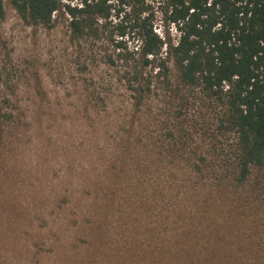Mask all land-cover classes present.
<instances>
[{"label":"trees","instance_id":"obj_1","mask_svg":"<svg viewBox=\"0 0 264 264\" xmlns=\"http://www.w3.org/2000/svg\"><path fill=\"white\" fill-rule=\"evenodd\" d=\"M10 3L34 24L64 18L76 41L120 19L139 130L119 136L99 180L81 182L88 200L69 189L46 201L54 224L0 208V264H264V0Z\"/></svg>","mask_w":264,"mask_h":264},{"label":"rangeland","instance_id":"obj_2","mask_svg":"<svg viewBox=\"0 0 264 264\" xmlns=\"http://www.w3.org/2000/svg\"><path fill=\"white\" fill-rule=\"evenodd\" d=\"M4 10L0 19V208L9 206L16 212L17 204L34 218L41 216L54 224L60 210L47 207L52 199L48 205L46 201L50 197L59 201L69 189L88 200L81 195V182L99 180L104 166L115 157L119 136H125L129 127L139 130L133 99L121 82L124 68L117 45L123 38L115 31L120 19L113 17L112 33L76 41L66 20L58 23V15L47 27L24 20L10 0H4ZM155 28L163 35L160 18ZM123 41L132 46L133 41ZM39 209L44 210L40 215ZM56 234L46 232L44 239L55 243Z\"/></svg>","mask_w":264,"mask_h":264}]
</instances>
